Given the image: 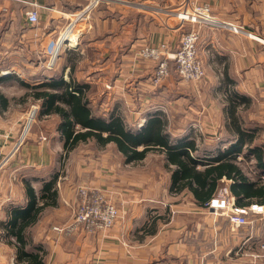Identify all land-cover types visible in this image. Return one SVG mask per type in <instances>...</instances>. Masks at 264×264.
<instances>
[{"label":"crops","instance_id":"1","mask_svg":"<svg viewBox=\"0 0 264 264\" xmlns=\"http://www.w3.org/2000/svg\"><path fill=\"white\" fill-rule=\"evenodd\" d=\"M185 1L208 4L213 21L176 20L172 9ZM90 2L94 5L84 12ZM32 3L39 5L36 24L26 19ZM74 18L69 47L54 69H45L42 61L60 29ZM190 29L198 32L204 78L184 81L172 66L153 85L156 63L140 59L139 49L165 41L174 50ZM56 77L89 85L91 107L105 117H121L131 128L160 117L172 143L195 142L190 153L202 156L201 169L217 154H234L230 147L237 135L229 124L228 90L252 102H259L256 92L263 96L264 0H0V92L6 98L5 106L0 104V160L29 104L39 106L33 86ZM38 113L26 142L0 167V222L10 206L26 203L27 186L38 192L55 176L54 203L29 227L32 242L44 251L43 264H264V226L234 227L223 210L214 213L201 205L185 180L174 179V165L164 151L149 150L142 159L126 162L113 142L99 145L88 139L65 157L61 117ZM240 148L238 161L246 144ZM231 184L223 176L219 187H226L235 202ZM80 185L102 189L115 203L118 217L108 231L64 235L53 229L72 219ZM243 202L264 210L257 197H244L236 205ZM0 264H30L17 259L1 227Z\"/></svg>","mask_w":264,"mask_h":264},{"label":"trees","instance_id":"2","mask_svg":"<svg viewBox=\"0 0 264 264\" xmlns=\"http://www.w3.org/2000/svg\"><path fill=\"white\" fill-rule=\"evenodd\" d=\"M172 66L175 68V63L169 59V69ZM88 86L76 82L71 77L67 81L56 77L33 86L32 96L39 99V112L56 113L61 117L59 127L64 134V147L72 148L88 139H94L99 145L113 142L126 162L142 159L151 149L162 150L168 161L174 165V179L185 180L184 184L191 189L201 205L204 206L215 195L214 191L220 186L223 176L232 181L230 189L236 198L235 204H241L239 200L244 197L253 196L258 198V202H264V182L260 177L264 173V145L254 144L257 129L244 127L238 116L239 108L247 107L251 101L250 97L228 90L229 124L237 135L236 142L230 147L234 154H217L216 159H207L210 162L198 169L197 165L203 159L199 154L191 155L190 151L196 150L193 140L178 139L172 143L173 140L160 117L148 119L140 128L129 127L119 116L105 117L89 104ZM5 103L6 98L0 92V104L5 106ZM76 125L78 128L75 129ZM244 144L246 154L243 157L247 159L251 155L253 167L257 170L253 180L245 174L236 158V151ZM138 146L142 148L138 149ZM55 183L54 176L46 181L38 192L27 186L26 203L10 206L6 219L0 222L4 240L15 246L19 261L43 264L44 251L40 244L32 242L29 227L36 223L46 205L54 203ZM247 204L249 203L243 202L240 206Z\"/></svg>","mask_w":264,"mask_h":264},{"label":"built area","instance_id":"3","mask_svg":"<svg viewBox=\"0 0 264 264\" xmlns=\"http://www.w3.org/2000/svg\"><path fill=\"white\" fill-rule=\"evenodd\" d=\"M94 2L84 9L88 11ZM36 3H32V8L26 11V19L30 24H36L38 22V11ZM183 11L180 12V21L186 20H199V21H213L210 13V7L206 3H195L189 6L187 1L181 4ZM80 13L76 18L81 17ZM76 18L72 19L76 21ZM71 29V28H70ZM70 31V30H69ZM67 30L62 33V37H58L55 40L54 46L49 53L47 59H45L46 67L52 68L56 56L58 57L59 49L64 46L65 42H68ZM198 32L195 29H190L184 33L180 38V44L177 50L170 51L164 43L159 46H142L138 51V57L140 59L153 61L156 63L153 74L150 77V81L153 85H156L162 81L164 77L168 75L169 67L166 61L167 58L173 59L177 69V73L182 79L200 81L204 77V68L202 62L197 55L196 44L198 40ZM38 113V107L32 104L24 115V121L22 123L21 131L12 142L9 152L0 160V167L9 161L10 157L17 152L20 146L24 143L27 132L31 126V123L35 120ZM83 188V187H81ZM83 188L82 194H80V204L77 211L74 210L73 216L70 222L53 227V229L64 235H69L76 232L78 229H82L87 233L93 232H105L108 231L114 224L117 218V209L113 203L106 200L102 193L98 190H90ZM207 208L215 210H223L227 215L230 224L234 227L246 224L247 219L245 214L248 210L262 211V205L255 203L249 206H238L234 203L233 197L229 196L226 187L223 189L218 188L217 192L210 200L204 205ZM220 210V211H221Z\"/></svg>","mask_w":264,"mask_h":264},{"label":"rangeland","instance_id":"4","mask_svg":"<svg viewBox=\"0 0 264 264\" xmlns=\"http://www.w3.org/2000/svg\"><path fill=\"white\" fill-rule=\"evenodd\" d=\"M173 11H174V13H173V15L175 14V15H177V17L178 18H176V20L178 19V21L180 20V18H179V16H180V12H182L183 11V8H181V6L180 7H176V8H174V9H172ZM178 13V14H177ZM183 22V21H182ZM74 24H75V20H69L68 21V24H66V25H64V27L62 26V28L60 29V32L58 33V35H57V37L55 38V40L58 38V37H62L63 35H62V33H63V31H62V29H66L67 30V32H66V35H67V37H69V36H71V35H69V33L71 32V30H72V28H73V26H74ZM71 28V29H70ZM64 29V30H65ZM70 30V31H69ZM184 33H186V32H183L181 35H180V38H181V36L184 34ZM180 38H179V44H180ZM162 43H164L165 45H166V47H167V50H170L169 49V45H168V43L167 42H162ZM69 42H65V44H64V46L62 45V47L59 49V54H58V56L60 55V53L63 51V50H65V49H67L68 47H69ZM161 43H159L158 45H155V46H159ZM152 46V45H149V44H144V45H142L143 47L144 46ZM141 46V47H142ZM155 46H152V47H155ZM196 46H197V44H196ZM178 47H179V45L177 46V48L176 49H174V50H170L171 52L172 51H175V50H177L178 49ZM196 49H197V47H196ZM49 54V53H48ZM49 56V55H48ZM58 59V57L56 56V61H55V63H54V65H53V67L52 68H48V67H46V65H45V63H46V61H45V59L42 61V66L45 68V69H48V70H52V69H54V67L56 66V64H57V60ZM144 60V59H143ZM168 60H169V58H167L166 59V61H167V63H168ZM173 60V59H172ZM174 61V60H173ZM175 63V62H174ZM175 71H176V73H177V69H176V66H175ZM169 73H170V70L168 71V75H169ZM167 75V76H168ZM177 75L180 77V75L177 73ZM166 76V77H167ZM204 76H205V74H204ZM166 77H164L163 79H162V81L166 78ZM204 78V77H203ZM180 79H182L181 77H180ZM182 80H184V81H192V80H185V79H182ZM201 81V80H200ZM200 81H194V82H200ZM260 94H259V92L257 93L256 92V94H255V96H256V98L257 99H259V102H256V101H254V102H252V101H250V105L247 107V109H243L244 110V112H243V114L242 113H240L239 114V118H240V121H241V123H242V125L244 126V127H249V126H251V127H254V128H256L257 130L255 131L256 132V136H255V140H254V144L255 143H257V144H263L264 145V93H263V96H259ZM20 96V93L18 94V97ZM28 104V103H27ZM27 104H26V106H27ZM34 105H36L37 107H38V112H39V106H38V104H35V103H33ZM32 105V103L31 104H29V106H28V108H27V110L29 109V107ZM26 110V111H27ZM26 111H25V113H26ZM38 114L39 113H37V116H38ZM37 116H36V118H35V120L31 123V126H30V128H29V130H28V132H27V137H26V139L28 138V136H29V134H30V132L32 131V128H33V126H34V124H35V121H36V119H37ZM251 117V119L249 120L248 119V117ZM23 121H24V119H23ZM23 123V122H22ZM21 127H22V125H21ZM21 131V128H20V130L18 131V134H19V132ZM17 137V136H16ZM41 138H43V137H41ZM26 139H25V141L24 142H26ZM15 140V139H14ZM12 145V144H11ZM23 145V144H22ZM21 145V146H22ZM77 145V144H76ZM21 146H20V148H21ZM84 147H86V146H84ZM19 148V149H20ZM73 148V147H72ZM71 148V146L70 147H65V149L66 150H64V152H63V154L65 155V157H67V151L68 150H71L72 149ZM19 149L17 150V152L19 151ZM151 150H154V149H151ZM155 150H158V149H155ZM17 152H15L13 155H15ZM76 154H77V150H76ZM6 155V154H5ZM4 155V156H5ZM3 156V157H4ZM62 159H63V157H62ZM244 159V158H243ZM240 160V164H241V167H242V169L244 170V172H246L247 173V175H249V176H251V177H255V175L257 174V170L253 167V158H252V156L251 155H249V157L247 158V159H244V160ZM64 161H65V159H64ZM261 178H262V180H264V174H261V176H260ZM81 187H83V188H85V189H88L87 191H90V190H98L100 193H102V195H103V197L106 199V200H108V201H110L111 203H113L114 205H115V203L105 194V192L102 190V189H100V188H97V187H85V186H78L77 188H76V194L78 195V200H77V202H76V204L74 205L75 207L73 208V212H74V210H76L77 211V208L79 207V204H80V194H82V190H83V188H81ZM220 189H223L224 188V186H222V187H219ZM227 189V188H226ZM115 207H116V205H115ZM116 209H117V207H116ZM250 211L251 210H248V212L245 214V216H246V219H247V223L246 224H251L252 226H255L256 224L257 225H262V227L264 226V218H262V219H260L261 217H262V215H264V210L262 209V211H251L252 213H250ZM224 212V211H223ZM214 213H217L216 211H214ZM250 213V214H249ZM117 217H118V210H117ZM116 220H117V218H116ZM116 220H115V222H116ZM71 221V220H70ZM115 222H114V224H115ZM262 223V224H261ZM113 224V225H114ZM246 224H242V225H246ZM239 226H241V225H239ZM238 226V227H239ZM261 227V228H262ZM260 228V227H259ZM79 231H83L82 229H78L76 232H79ZM85 232V231H84ZM262 240V239H261ZM262 247L264 248V243H262ZM261 254V253H260ZM261 258H263L264 259V251H263V253L261 254Z\"/></svg>","mask_w":264,"mask_h":264},{"label":"bare ground","instance_id":"5","mask_svg":"<svg viewBox=\"0 0 264 264\" xmlns=\"http://www.w3.org/2000/svg\"><path fill=\"white\" fill-rule=\"evenodd\" d=\"M145 8H146V7H145ZM145 8H144V9H145ZM175 14H176V13H175ZM177 14H178V13H177ZM175 16H176V15H175ZM71 39H72V35H71V36H69V40H71Z\"/></svg>","mask_w":264,"mask_h":264}]
</instances>
